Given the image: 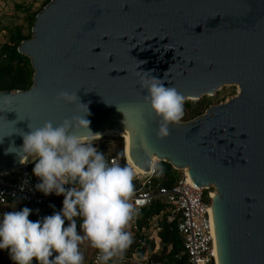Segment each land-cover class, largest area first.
Wrapping results in <instances>:
<instances>
[{
	"label": "water",
	"instance_id": "water-1",
	"mask_svg": "<svg viewBox=\"0 0 264 264\" xmlns=\"http://www.w3.org/2000/svg\"><path fill=\"white\" fill-rule=\"evenodd\" d=\"M17 52L30 61L32 86L0 92V177L31 164L4 149L20 146L28 125L75 115L55 97L76 92L97 138H122L131 171L165 162L213 189L217 264H264V0H50ZM138 71L185 101L226 85L238 94L160 138Z\"/></svg>",
	"mask_w": 264,
	"mask_h": 264
},
{
	"label": "clouds",
	"instance_id": "clouds-1",
	"mask_svg": "<svg viewBox=\"0 0 264 264\" xmlns=\"http://www.w3.org/2000/svg\"><path fill=\"white\" fill-rule=\"evenodd\" d=\"M139 72L144 102L159 120L157 136L166 137L169 125L182 119L185 99L150 71ZM55 99L75 105L77 113L58 124L28 125L29 131L20 134L22 144H9L4 154H13L21 165L31 163V175L38 179L34 190L45 197L62 196L61 208L35 221L28 207L0 212V251H7L12 264H84L81 246L86 245L97 251L95 264L123 260L133 243L127 230L135 212L133 173L109 162L94 146L99 133L90 130L88 105L80 103L76 92L61 91ZM3 102L7 97H0ZM84 129L86 137L79 134Z\"/></svg>",
	"mask_w": 264,
	"mask_h": 264
},
{
	"label": "built area",
	"instance_id": "built-area-1",
	"mask_svg": "<svg viewBox=\"0 0 264 264\" xmlns=\"http://www.w3.org/2000/svg\"><path fill=\"white\" fill-rule=\"evenodd\" d=\"M103 139H94V146L99 149L102 143L107 144L102 142ZM105 157L109 162H119L113 155L105 154ZM153 173L147 174L145 181L141 183L142 188L134 191L131 197L135 212L127 229L140 236L136 251L142 250L146 241L142 237L144 229L138 227L140 215L156 199H160L166 205L167 222L176 223V230L183 246L182 255L186 256L187 264H217L209 189L195 187L188 181L185 174L170 188L153 186L151 181ZM24 180H27V184L21 189ZM36 183L38 179L31 175L30 165L17 174L9 176L8 180L6 177H0V212L18 211L28 206L40 207L56 197L54 194L45 197L42 193L35 191ZM157 219L158 217H153L151 222L156 223ZM96 255L97 252L91 257L90 264H95Z\"/></svg>",
	"mask_w": 264,
	"mask_h": 264
},
{
	"label": "trees",
	"instance_id": "trees-1",
	"mask_svg": "<svg viewBox=\"0 0 264 264\" xmlns=\"http://www.w3.org/2000/svg\"><path fill=\"white\" fill-rule=\"evenodd\" d=\"M50 0L46 1L44 7L49 3ZM17 9H20L17 7ZM38 14L32 13L26 16L25 22L27 24L28 33L24 34L21 26H16L9 31L7 42L0 43V92L9 91H26L32 86L33 69L31 68L30 61L28 58L22 56L17 52V48L21 42L31 38V28L35 21V17ZM202 102H199L200 105ZM184 109L189 108L188 104L183 105ZM194 115H188L187 119H193L201 115V112H194ZM185 114L183 115V117ZM124 144L122 138H117V149L113 153L121 166H126L124 161ZM177 171L174 170L170 164L165 162H157L155 164L154 173L151 177L153 186H159L164 188H170L177 181ZM134 191L139 190L141 183L136 180L132 181ZM133 191V192H134ZM63 197L56 196L48 203L40 207H30V209H36L41 212L42 217L51 215L54 211H59L61 208V202ZM166 205L162 203L160 199H156L154 203L144 209L140 215L138 222L139 229L146 227L150 219L155 216L162 217L160 222L157 224L158 233L157 237L160 240L159 247L160 252L152 254L153 242L146 240L145 247L140 251V257L143 256L145 250H149L148 258L142 264H187V258L183 253V246L181 238L179 237L176 230L175 222H167V215H164ZM66 226V224H65ZM140 237V236H139ZM137 236L133 241V246L136 244L135 240H138ZM143 237V236H142ZM138 244V243H137ZM33 264L36 262L33 261Z\"/></svg>",
	"mask_w": 264,
	"mask_h": 264
},
{
	"label": "rangeland",
	"instance_id": "rangeland-1",
	"mask_svg": "<svg viewBox=\"0 0 264 264\" xmlns=\"http://www.w3.org/2000/svg\"><path fill=\"white\" fill-rule=\"evenodd\" d=\"M47 0H0V43L7 42L9 31L16 27L21 26L23 29V33H28L27 24L25 22L26 16L28 14L40 12L44 5L46 4ZM19 7L20 9H17ZM238 94V87L234 85H226L221 87L218 91H216L212 96H204L200 100H189L185 101L184 104H188L189 108L184 109L183 113L185 114L184 117L180 120L179 123H186L193 119H187L188 115H194V112H201V115L205 113V111L209 107L217 106L220 104H224L231 100L232 98L236 97ZM199 102H202L200 105ZM183 114V115H184ZM200 116V115H199ZM102 142H107V144L102 143L99 147L100 152H104L106 156L113 155L117 149V140L113 138H104ZM101 144V143H100ZM119 163V162H118ZM133 173V172H132ZM184 175L182 170L177 171V177L180 178ZM147 175L142 176L133 173V180L142 183L145 181ZM213 189H209V192L212 193ZM167 215L164 212V215ZM162 217H158L156 223L160 222ZM30 219V218H29ZM156 228L153 225H150L149 228L146 229L145 234L148 237H151L154 233ZM155 246V245H154ZM154 249V247H153ZM160 252V248L156 251L155 254ZM127 253V252H126ZM147 258V255H146ZM35 262V260H33ZM116 263L120 262L121 260H115ZM142 261V259H141ZM0 264H12V261L9 259L7 251H0Z\"/></svg>",
	"mask_w": 264,
	"mask_h": 264
},
{
	"label": "crops",
	"instance_id": "crops-1",
	"mask_svg": "<svg viewBox=\"0 0 264 264\" xmlns=\"http://www.w3.org/2000/svg\"><path fill=\"white\" fill-rule=\"evenodd\" d=\"M3 43H5V42H3ZM32 166L33 165L30 164L31 170H32ZM32 210L33 211L29 216L30 220L35 221V220L41 218V216H42L41 212H39L36 209H32ZM155 217H159V216H155ZM150 225H153L156 229L154 230L153 235L151 237H148V236H146L145 231L147 228H149ZM140 229H144V233L142 234V236L145 238V240L152 241L153 245H155L154 249L151 251L152 254H155L156 251L160 248L159 247L160 240L157 237V233H158L157 223H152L151 219H150L147 223V226L141 227ZM127 230L132 233L133 241L137 236L139 237V234H137V233H135L129 229H127ZM135 241H136V244L134 246L131 245V247L126 251L127 253H125L123 260H121L120 262H117V263H116V261H110L109 264H142L143 262H145L148 258V254H149L148 251L149 250L146 249L143 256L140 257V251L141 250L139 252L136 251L138 244H137V240H135ZM81 250L84 252V257H85L84 264H90L91 257L97 251L95 249H91V248L86 247V245H82ZM136 252H137V254H136ZM146 255H147V258H146ZM141 259H142V261H141Z\"/></svg>",
	"mask_w": 264,
	"mask_h": 264
},
{
	"label": "bare ground",
	"instance_id": "bare-ground-1",
	"mask_svg": "<svg viewBox=\"0 0 264 264\" xmlns=\"http://www.w3.org/2000/svg\"><path fill=\"white\" fill-rule=\"evenodd\" d=\"M94 139H99V138H94ZM133 172V171H132ZM183 172H184V174L187 176V179H188V181L192 184V185H194L193 183H192V181L190 180V178H189V176H188V173H187V170H183ZM134 174H138V173H135V172H133ZM138 175H141V174H138ZM145 175H147L146 173L145 174H143L142 176H145ZM214 196V192L212 191V193L210 192V197L212 198Z\"/></svg>",
	"mask_w": 264,
	"mask_h": 264
}]
</instances>
